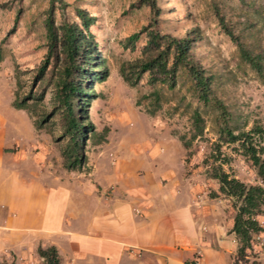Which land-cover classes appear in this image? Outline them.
Wrapping results in <instances>:
<instances>
[{
    "label": "rangeland",
    "instance_id": "374dc122",
    "mask_svg": "<svg viewBox=\"0 0 264 264\" xmlns=\"http://www.w3.org/2000/svg\"><path fill=\"white\" fill-rule=\"evenodd\" d=\"M64 1L68 19L76 18L74 6L83 7L94 16L89 29L107 68L104 79L94 82L95 96L87 107L95 132H103V137L97 141L99 135L95 134L86 140V161L80 169H73L75 172L86 173L91 166L88 158H113L127 147L140 149L154 142L161 151L176 142L182 149L185 170L194 171L191 177L202 185L194 195L197 199L213 198L208 192L215 189L216 183L205 177L204 170L217 162L213 161L216 155L226 159L221 167L237 178L249 183L259 181L238 142L225 141L223 126L232 132L260 126L258 132L251 133L252 142L262 147L260 154L264 155V81L240 59L236 44L219 24L217 13L244 46L261 51L264 64V0H155L159 7L156 28L160 32L180 36L190 28L196 29L198 37L190 51L205 74L210 75V94L220 101L222 109L197 97L195 85L182 65L175 70L172 86L161 81L149 82L147 71L133 84L120 75L119 66L123 62L141 55L146 38L144 31L133 42L126 37L151 18L146 3L141 0ZM46 4L47 0H0V114L5 116L7 124L20 128L24 136H20V142L34 143L35 146L27 147L42 150L53 162L58 158L63 167L59 149L64 139L57 137L60 125L56 116L39 128L27 129L28 120L32 123L36 113L11 110L14 108L11 100L26 92L31 72L45 50L42 18ZM55 18L58 20V9ZM37 89L35 83L29 93ZM47 108V97L36 101L35 112ZM195 111L200 117L199 133H195L193 123ZM218 196L223 198L224 209L233 213L230 200ZM37 258L38 255L27 264H38L40 258ZM237 263L243 264V261Z\"/></svg>",
    "mask_w": 264,
    "mask_h": 264
},
{
    "label": "crops",
    "instance_id": "0c3cea01",
    "mask_svg": "<svg viewBox=\"0 0 264 264\" xmlns=\"http://www.w3.org/2000/svg\"><path fill=\"white\" fill-rule=\"evenodd\" d=\"M15 128L0 114V264H27L50 244L59 264H233L232 210L219 196L194 197L202 185L176 142L88 158L85 173L32 150ZM244 258L264 260V231Z\"/></svg>",
    "mask_w": 264,
    "mask_h": 264
},
{
    "label": "trees",
    "instance_id": "16d2710c",
    "mask_svg": "<svg viewBox=\"0 0 264 264\" xmlns=\"http://www.w3.org/2000/svg\"><path fill=\"white\" fill-rule=\"evenodd\" d=\"M146 3L151 13L147 24L130 33L126 39L133 42L141 31L145 33V42L141 55L119 66V73L124 80L133 84L143 71L148 73V81L174 83V73L178 65L185 67L197 90V97L203 101H211L217 107L223 105L214 95L210 94L211 78L205 74L200 64L193 58L190 48L198 37L196 29L190 28L180 36L162 33L156 28V16L159 12L155 0H141ZM67 3L64 0H47L43 10L42 26L44 30L45 50L38 63L34 66L29 87L20 96L11 100V105L25 111L36 113L32 119L34 127L39 128L52 116L59 121L58 139H64L60 146L62 165L66 169H80L86 161L84 145L88 138L98 134L97 141L103 132L96 133L92 121L88 117L87 107L95 96L93 84L101 81L107 74L104 60L98 54L96 41L89 26L94 16L85 8L74 6L75 19H68L64 14ZM58 9V20H56ZM219 24L235 42L238 56L255 71L264 81V64L261 51H252L237 39L217 13ZM37 83V91L29 93L33 84ZM47 97L48 108L40 113L35 112L37 100ZM200 117L193 112L195 133L201 129ZM260 126H252L246 131L232 132L223 126L226 142L237 141L242 153L250 159L259 181L245 182L232 173L224 170L221 163L226 159L214 156L212 163L207 165L205 177L215 180L216 187L208 192L211 197L219 194L230 200L233 208L232 222L229 231L236 236L237 245L233 264L245 262L244 254L251 246L254 235L264 231L261 225L264 219V155L262 147L252 142V132L260 130ZM251 131V132H250ZM56 137V138H57ZM218 149V144H215ZM203 161H206L205 159ZM206 163V162H205ZM259 215V218L257 217ZM38 264H59L57 250L54 245H37ZM2 264H16L14 261ZM185 264H196L187 261Z\"/></svg>",
    "mask_w": 264,
    "mask_h": 264
}]
</instances>
